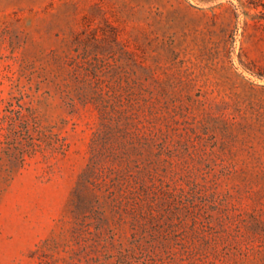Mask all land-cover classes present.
Masks as SVG:
<instances>
[{
  "label": "rangeland",
  "instance_id": "1",
  "mask_svg": "<svg viewBox=\"0 0 264 264\" xmlns=\"http://www.w3.org/2000/svg\"><path fill=\"white\" fill-rule=\"evenodd\" d=\"M261 1L0 0V264H97L94 154L181 219L158 264H264Z\"/></svg>",
  "mask_w": 264,
  "mask_h": 264
},
{
  "label": "trees",
  "instance_id": "2",
  "mask_svg": "<svg viewBox=\"0 0 264 264\" xmlns=\"http://www.w3.org/2000/svg\"><path fill=\"white\" fill-rule=\"evenodd\" d=\"M261 4L264 6L263 1ZM17 105V117L25 124L22 104ZM95 157L74 190L71 234L94 239L98 248L93 261L97 264H158L163 253L174 255L171 246L181 219L155 206L144 177L129 166L110 168V182L102 174L95 177Z\"/></svg>",
  "mask_w": 264,
  "mask_h": 264
}]
</instances>
